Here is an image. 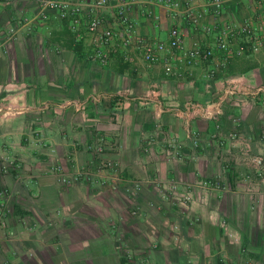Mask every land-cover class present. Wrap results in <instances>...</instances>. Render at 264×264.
Wrapping results in <instances>:
<instances>
[{"label":"crops","instance_id":"crops-1","mask_svg":"<svg viewBox=\"0 0 264 264\" xmlns=\"http://www.w3.org/2000/svg\"><path fill=\"white\" fill-rule=\"evenodd\" d=\"M141 1L155 17L132 7L140 34L167 41L178 24L187 46L210 42L156 0ZM177 1L212 21L205 0ZM223 2L222 20L264 10V0ZM36 13L31 0L0 1V264H264V171L248 159L264 157V99L227 100L219 139L216 121L189 109L234 77L263 83L264 54L229 55L213 81L199 70L168 77L160 63L120 54L102 66L66 21ZM73 100L82 109L66 104ZM231 131L237 140L226 138ZM98 145L116 165L110 176L93 171ZM57 164L69 175L88 169L92 180L64 184ZM210 180L218 186L203 184Z\"/></svg>","mask_w":264,"mask_h":264},{"label":"built area","instance_id":"built-area-1","mask_svg":"<svg viewBox=\"0 0 264 264\" xmlns=\"http://www.w3.org/2000/svg\"><path fill=\"white\" fill-rule=\"evenodd\" d=\"M31 1L37 8L36 14L42 19L47 18V13L52 11L59 19L66 21L76 41L84 45L87 58L102 66L107 65L113 56L120 54L128 62L141 59L149 64L160 63L163 73L168 77L182 78L199 70L203 79L213 81L226 68L229 55L252 57L264 54V10L255 17H246L241 21L222 20L223 0H205L211 6L212 21L209 24L200 22L203 13L190 3H186L181 10V4L177 0L154 1L166 9L168 17L176 18L181 15L187 24L210 38L209 43L196 40L189 46L185 44L178 24L169 28L167 41L140 34L137 22L131 16L132 7L139 5V13L142 16L148 19L155 17L153 10L141 0ZM237 97L250 98L253 101L264 99V83L245 84L238 77H234L226 83L217 97L202 104L191 102L189 109L196 111L204 119L215 120L212 137L219 139L220 126L217 120L222 113V107L227 100ZM66 104L80 110L85 102L73 100ZM189 136L193 139V146L197 147L198 133L190 130ZM226 138L235 141L239 135L231 131ZM102 150L100 145L90 150L92 160L95 161L93 171L98 177L103 172L110 176L116 166L111 160L103 158ZM248 159L256 173L262 174L264 157L252 154ZM1 171L6 172L7 166H1ZM52 171L64 184L81 179L92 180L88 169H79L69 175L63 165L57 164L52 167ZM103 178L98 181L102 182ZM203 184L218 186L217 181L212 180L204 181ZM5 192L3 194H6ZM180 200L181 204L187 207L191 197L186 194ZM0 209L1 213L6 215L7 209L2 201Z\"/></svg>","mask_w":264,"mask_h":264},{"label":"rangeland","instance_id":"rangeland-1","mask_svg":"<svg viewBox=\"0 0 264 264\" xmlns=\"http://www.w3.org/2000/svg\"><path fill=\"white\" fill-rule=\"evenodd\" d=\"M106 184V182H103L101 185H105ZM107 186L109 187V188H111L112 190L113 189H116V185L112 182V180H108L107 181ZM107 187V188H108ZM112 187H114V188H112Z\"/></svg>","mask_w":264,"mask_h":264},{"label":"trees","instance_id":"trees-1","mask_svg":"<svg viewBox=\"0 0 264 264\" xmlns=\"http://www.w3.org/2000/svg\"><path fill=\"white\" fill-rule=\"evenodd\" d=\"M262 76H263L262 78H263V83H264V71H263V74H262Z\"/></svg>","mask_w":264,"mask_h":264}]
</instances>
